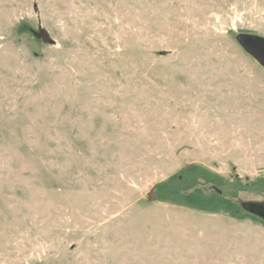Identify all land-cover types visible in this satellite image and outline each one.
<instances>
[{
  "label": "rangeland",
  "instance_id": "1",
  "mask_svg": "<svg viewBox=\"0 0 264 264\" xmlns=\"http://www.w3.org/2000/svg\"><path fill=\"white\" fill-rule=\"evenodd\" d=\"M240 34L264 0H0V264H264Z\"/></svg>",
  "mask_w": 264,
  "mask_h": 264
},
{
  "label": "water",
  "instance_id": "2",
  "mask_svg": "<svg viewBox=\"0 0 264 264\" xmlns=\"http://www.w3.org/2000/svg\"><path fill=\"white\" fill-rule=\"evenodd\" d=\"M36 37L41 38L44 42L50 40V36L45 30H40ZM237 41L249 55L264 67V38L256 35L240 34ZM244 208L264 219V203H245Z\"/></svg>",
  "mask_w": 264,
  "mask_h": 264
},
{
  "label": "trees",
  "instance_id": "3",
  "mask_svg": "<svg viewBox=\"0 0 264 264\" xmlns=\"http://www.w3.org/2000/svg\"><path fill=\"white\" fill-rule=\"evenodd\" d=\"M248 203H249V202H248ZM250 203H253V202H250ZM244 204H245V203H243V204L241 205V208H242L246 213H248V214H250V215H253V216H256V217H258V218L264 220L263 218H261V217L255 215V214H252V213L248 212V211L244 208Z\"/></svg>",
  "mask_w": 264,
  "mask_h": 264
}]
</instances>
